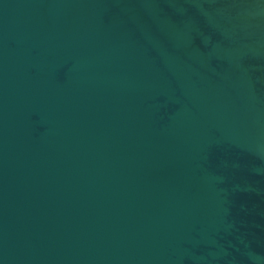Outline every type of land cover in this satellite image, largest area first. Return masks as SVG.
I'll list each match as a JSON object with an SVG mask.
<instances>
[{
	"label": "water",
	"instance_id": "1",
	"mask_svg": "<svg viewBox=\"0 0 264 264\" xmlns=\"http://www.w3.org/2000/svg\"><path fill=\"white\" fill-rule=\"evenodd\" d=\"M0 264H264V0H0Z\"/></svg>",
	"mask_w": 264,
	"mask_h": 264
}]
</instances>
